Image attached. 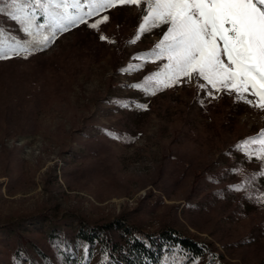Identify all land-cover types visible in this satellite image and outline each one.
<instances>
[{"label": "rangeland", "instance_id": "374dc122", "mask_svg": "<svg viewBox=\"0 0 264 264\" xmlns=\"http://www.w3.org/2000/svg\"><path fill=\"white\" fill-rule=\"evenodd\" d=\"M145 8L143 3L139 7L117 6L104 14L109 20L98 29H70L58 34V39L46 48L45 65L54 78L49 92L43 94L47 97L33 114L28 107L22 109V116L34 115V131L21 132L16 127V134L9 135L7 131L13 124L4 118L0 101V218L16 217L42 205L57 212L77 210L93 219L123 211L148 228L171 218L183 231L214 240L231 261L253 264L257 244L232 245L240 236L255 231L249 217L238 218L222 209L206 213L204 190L196 198L201 203L189 206L188 192L178 183L174 185L179 189L163 186L160 190L152 182L162 179L157 174L158 166L168 158L162 154L168 146L201 152L213 170L228 165L235 140L264 131V110L237 101L234 93L212 90L214 99L208 95V88L197 87L204 81L195 78L191 83L184 78L151 94L154 85L150 88L148 78L166 61L137 57L152 51L167 26L139 34L138 40V32L126 40L119 33L132 34L139 15L146 14ZM125 19L123 29L117 27L118 20L121 25ZM95 32L106 39H99ZM110 35L115 38L106 47ZM86 41H91V46L83 47ZM70 51L76 55V62L63 66ZM13 58L21 63L20 68L30 72L37 71L33 64L40 63L29 56ZM115 80L117 85L112 83ZM132 96L142 98L149 111L142 117L137 135L123 138L119 129L128 128L129 121H133L131 112L136 105ZM16 123L25 126V119ZM85 124L91 126L89 132L81 131ZM236 149L244 159L232 166V175L241 163L264 167L255 155L249 159L245 150ZM148 189L153 190L152 195L146 194ZM5 236L0 233V239ZM2 245L0 241V248Z\"/></svg>", "mask_w": 264, "mask_h": 264}, {"label": "trees", "instance_id": "16d2710c", "mask_svg": "<svg viewBox=\"0 0 264 264\" xmlns=\"http://www.w3.org/2000/svg\"><path fill=\"white\" fill-rule=\"evenodd\" d=\"M6 3L7 0L0 4V7H5ZM109 12L110 9L99 16L88 18L87 24L71 28L72 32L90 29L88 24ZM142 17L143 14H140L129 36L119 32L125 36V40L135 37ZM37 20L38 23H44L43 17L39 14ZM119 22L118 20L117 27L123 29L127 19L123 20L121 25ZM21 27L22 25L7 15V10L0 13V28L5 30L7 36L26 39L25 34L20 31ZM88 33L85 34L89 36ZM96 36L99 37L98 34ZM107 38L106 47L115 36L110 35ZM57 39L58 35L54 41ZM89 42L91 43L86 41L82 46H91ZM46 48L29 55L32 59L40 61L38 65L33 64L37 70L34 72L20 68L21 63L17 62L16 58L0 60L2 113L6 121L14 125L9 128L10 132L7 131L9 135H15V129L18 127L21 132L34 131L35 120L32 118L34 115L22 116V109L28 107L33 114L36 107L43 105L47 97L43 94L49 92L50 82L54 78L47 71L49 66L45 65L48 62ZM74 57L76 55L70 51V55H66L61 64L70 67L72 61L76 62ZM73 68L77 69L78 66ZM112 83L117 85L116 80ZM147 85L149 87V84ZM116 97L121 100L126 98ZM132 97L136 105L131 112L133 121H129L128 128H120L118 132L123 138L137 135L144 121L142 117L149 111V106L142 98ZM22 119H25V126L16 123ZM87 125L82 128V132H89L91 126ZM259 134L252 132L241 137L240 141L235 140L230 163L218 170L212 169L210 160L208 157H202L201 152L184 146L180 149L168 146L162 153L165 154L164 158L166 155L168 158L162 160L158 166L157 174L162 179L152 182L154 185L156 182L155 187L160 190H163V186L172 189L177 186L182 188L184 192H188L186 201L189 206L201 203L199 202L201 199L196 198L204 190L202 196L207 198L204 202L206 213L222 209L238 218L249 217L255 231L240 236L232 245L239 247L248 242L257 244L258 253L256 252L253 264H264V202L257 200V197L264 193V176L247 185L244 190L235 191L232 186L241 184L245 177H251L262 168L245 162L241 163L234 175L230 170L238 159H242L241 161L244 159L240 158L242 155L237 151V145ZM259 147L258 144L250 145L251 150ZM254 159H257L256 156ZM146 194L152 195L153 190L148 189ZM183 212L186 218L187 210ZM175 222L169 218L163 220L156 228H148L141 220L123 211L109 217L93 219L77 210L57 212L51 206L42 205L16 217L0 218V233L6 235L0 239L3 242V247L0 248V264H240L226 258L214 240L183 231L178 226L179 223Z\"/></svg>", "mask_w": 264, "mask_h": 264}, {"label": "snow or ice", "instance_id": "6c2138e0", "mask_svg": "<svg viewBox=\"0 0 264 264\" xmlns=\"http://www.w3.org/2000/svg\"><path fill=\"white\" fill-rule=\"evenodd\" d=\"M4 2L0 0V4ZM142 3L146 14L136 40L139 34L167 26L152 51L137 57L166 61L148 78L150 88L154 85L151 94L184 78L189 83L195 78L204 81L197 87L208 88L214 99L212 90L234 93L237 101L264 110V0H7L0 13L7 10V15L22 25L20 31L27 38L9 37L0 28V60L21 55L26 59L48 47L59 33L87 24L88 18L117 6L139 7ZM38 14L44 23H38ZM108 20L109 16L103 15L88 26L98 29ZM253 144L260 147L252 151ZM237 147L245 150L249 159L255 155L264 164V131ZM262 176L264 167L232 186L233 190L242 191ZM257 200L264 202V193Z\"/></svg>", "mask_w": 264, "mask_h": 264}]
</instances>
